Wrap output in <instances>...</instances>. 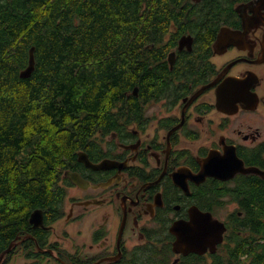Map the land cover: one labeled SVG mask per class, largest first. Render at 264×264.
Masks as SVG:
<instances>
[{
    "label": "flooded vegetation",
    "instance_id": "af4514ba",
    "mask_svg": "<svg viewBox=\"0 0 264 264\" xmlns=\"http://www.w3.org/2000/svg\"><path fill=\"white\" fill-rule=\"evenodd\" d=\"M259 1L142 0L124 51L135 80L63 158L61 200L36 209L43 226L29 217L21 262L39 264L42 253L60 264H131L148 242L167 245L166 264H214L218 252L241 264L264 259ZM214 220L226 227L215 254L175 253L173 226Z\"/></svg>",
    "mask_w": 264,
    "mask_h": 264
},
{
    "label": "trees",
    "instance_id": "16d2710c",
    "mask_svg": "<svg viewBox=\"0 0 264 264\" xmlns=\"http://www.w3.org/2000/svg\"><path fill=\"white\" fill-rule=\"evenodd\" d=\"M142 7V0L0 6V256L28 228L33 211L61 200L63 158L85 144L87 130L130 89L133 62L124 51L145 16ZM32 48L35 71L22 79ZM168 251L148 242L131 264H166ZM40 255L39 264H60ZM237 259L218 252L214 264H241Z\"/></svg>",
    "mask_w": 264,
    "mask_h": 264
},
{
    "label": "water",
    "instance_id": "95a60500",
    "mask_svg": "<svg viewBox=\"0 0 264 264\" xmlns=\"http://www.w3.org/2000/svg\"><path fill=\"white\" fill-rule=\"evenodd\" d=\"M264 6V0L258 2V7ZM35 48L30 50L29 63L26 68H24L20 77L22 79L30 78L36 67V60L34 55ZM75 184L79 186H85L86 183L79 175H73L68 173ZM30 222L36 226H43V211L35 210L31 217ZM173 234L176 235V241L173 245V249L176 254L188 255L190 253H197L199 255L205 254L207 251H210L212 254L217 252L218 246L223 242L224 233L226 231L225 225L217 220H214L211 228H205L201 223L195 222L194 226L181 231L178 228V225H175L171 228ZM19 244H21V237H17L15 241L11 243L9 248H7L0 256V264L4 263L5 257L9 255ZM42 252H46L41 249ZM52 253V251H49ZM64 263V262H63ZM65 264V263H64Z\"/></svg>",
    "mask_w": 264,
    "mask_h": 264
},
{
    "label": "rangeland",
    "instance_id": "374dc122",
    "mask_svg": "<svg viewBox=\"0 0 264 264\" xmlns=\"http://www.w3.org/2000/svg\"><path fill=\"white\" fill-rule=\"evenodd\" d=\"M69 228L73 229V226H70ZM76 228L78 227L76 226ZM135 241L138 242L137 239ZM5 264H24L23 262H21V249H19L14 255H11L9 260Z\"/></svg>",
    "mask_w": 264,
    "mask_h": 264
},
{
    "label": "bare ground",
    "instance_id": "6f19581e",
    "mask_svg": "<svg viewBox=\"0 0 264 264\" xmlns=\"http://www.w3.org/2000/svg\"><path fill=\"white\" fill-rule=\"evenodd\" d=\"M14 250H15V249H14ZM14 250H13V251H14Z\"/></svg>",
    "mask_w": 264,
    "mask_h": 264
}]
</instances>
